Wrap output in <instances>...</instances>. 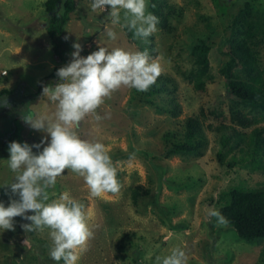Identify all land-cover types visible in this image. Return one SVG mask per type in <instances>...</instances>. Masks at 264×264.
<instances>
[{
	"label": "rangeland",
	"instance_id": "1",
	"mask_svg": "<svg viewBox=\"0 0 264 264\" xmlns=\"http://www.w3.org/2000/svg\"><path fill=\"white\" fill-rule=\"evenodd\" d=\"M43 2L0 0V70L8 72L0 77V88L36 92L37 81L54 65L72 60L74 43L82 46L80 55L85 57L98 50V43L109 49H147L162 65L159 77L170 80L169 90L159 93L154 87L146 92L121 87L97 109L101 116L110 113L109 118L97 124L88 117L81 124V138L99 139L109 149L118 169V194L93 198L83 178L67 169L55 187L48 189L50 198L68 191L85 205L94 237L78 264H157L156 257L163 258L178 246L186 251L188 264H264V237L242 238L230 224L218 227L216 218H209L205 210L227 204L234 188L264 187V160L255 163L246 154L228 166L233 153L241 156L232 139L228 147L229 134L264 128V110L241 102V112L232 115L223 71L228 51L245 32L246 20L253 29L263 21L264 0H147V10L159 23L157 31L146 39L113 26L108 17L110 7L92 12V0H76V9L57 41L65 59L55 55L50 43ZM246 3L251 9L245 13ZM106 26L117 33L116 40L107 37ZM253 46L264 68V40ZM43 82V87L55 86L60 78ZM43 87L32 107L50 112L54 106L43 96ZM16 91L0 96V134L12 122V111L6 108L17 98ZM167 106H176L177 114ZM193 115L203 124L199 149L164 155L173 146L164 140L166 131L176 132ZM233 117L242 118L245 124L250 119V124L245 126ZM17 119L14 141L33 145L47 138L40 149L33 148L38 154L50 135ZM252 119L255 122L251 123ZM221 136L228 138L224 146ZM2 141L0 138V202L7 207L18 196L6 184L14 174L7 162L10 142ZM219 152H225L223 163L218 160ZM25 223L31 222L16 217L14 230H0V264H64L49 255V230L25 232L21 227Z\"/></svg>",
	"mask_w": 264,
	"mask_h": 264
},
{
	"label": "clouds",
	"instance_id": "2",
	"mask_svg": "<svg viewBox=\"0 0 264 264\" xmlns=\"http://www.w3.org/2000/svg\"><path fill=\"white\" fill-rule=\"evenodd\" d=\"M108 7L111 24L132 31L134 38L146 39L157 31L159 20L147 10V0H92L90 5L92 12H104ZM106 34L110 40L117 39L112 27L106 26ZM73 48L72 60L57 70L60 82L43 87V96L54 106L53 110L32 109L23 116L33 129L48 133L50 141L38 154L33 152V148L40 149L47 138L33 145L10 143L7 162L14 177L11 183L6 184L18 199H11L7 207L0 202V230H14L16 217L31 222L21 225L25 232L48 229L51 240L49 255L54 261L63 260L64 264H78L94 232L83 202L68 191L57 198H50L48 189L55 187L57 178L66 169L83 178L93 198H102L106 193L118 194L121 189L118 169L109 149L99 139L81 138V124L88 117L97 124L109 118L110 113L101 116L97 109L111 99L114 92L121 87L146 92L163 72L159 60L152 59L147 49H109L98 43V50L85 57L80 55L82 46L79 43H74ZM205 210L209 218H216L218 227L229 224L228 218L218 209ZM29 212L33 214L29 215ZM156 262L188 264V256L178 246L169 255L156 257Z\"/></svg>",
	"mask_w": 264,
	"mask_h": 264
},
{
	"label": "trees",
	"instance_id": "3",
	"mask_svg": "<svg viewBox=\"0 0 264 264\" xmlns=\"http://www.w3.org/2000/svg\"><path fill=\"white\" fill-rule=\"evenodd\" d=\"M44 9L48 17L45 21V27L50 37V43L53 47L55 55L59 59H65L62 51L57 48V41L61 35L64 34L66 24L70 19V14L76 9V0H44ZM246 11L250 8L249 3L244 6ZM251 9V8H250ZM245 18V14L243 15ZM245 32L243 36L239 37L235 45L228 51L229 60L227 61L223 71L226 74V93L228 94L233 109V114L237 115L241 112L239 104L241 102L250 103L254 106L261 107L264 110V68L260 65L256 50L254 49V42L264 40V19L262 22L255 24V29L246 20ZM127 31H129L127 29ZM129 35L131 33L129 32ZM199 47V46H198ZM98 49V48H97ZM67 63V62H65ZM67 65V64H66ZM65 64H56L52 67L49 73L39 79L38 90L34 93H21L18 89L8 88L3 86L0 88V96L4 94H13L16 91L17 98L13 101L7 111H12V122L9 129L0 134L3 142H13V132L16 130L15 119L24 121L23 116L29 110H32V103L36 101L41 95L43 81L48 78H57V70ZM5 68L0 70V77L4 75ZM8 73V72H7ZM167 77H158L154 86V90L164 92L169 90ZM174 85V83L172 84ZM175 87V85H174ZM19 95H18V94ZM176 106H167L166 109L173 115L177 114ZM162 108V106H161ZM237 117V116H236ZM235 118V117H233ZM236 121L241 122L247 126L250 124V119L245 122L243 119L235 118ZM255 120H251L252 122ZM202 120L198 116H188L184 123L181 124V129L174 131L168 130L164 134V140L172 142V149L166 150L164 155H171L176 151L194 152L199 149L200 138L202 135ZM228 147L232 145L238 147L241 156L235 153L231 155L232 161L228 162V166H232L238 160L244 159L246 154L252 157L255 163L264 160V128L251 129L250 133L245 131H234L230 133ZM224 146L228 138L221 136ZM0 146H3L2 144ZM226 148V147H225ZM225 152H219V161L223 163ZM259 167V165H257ZM179 187V186H176ZM230 200L227 204L218 207V210L226 216L229 224L235 228L240 237L247 240L264 237V187L255 190H248L247 188L237 187L230 192Z\"/></svg>",
	"mask_w": 264,
	"mask_h": 264
}]
</instances>
